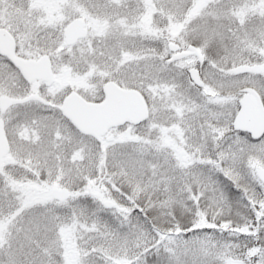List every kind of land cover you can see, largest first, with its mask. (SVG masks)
I'll list each match as a JSON object with an SVG mask.
<instances>
[{"label": "snow or ice", "instance_id": "snow-or-ice-1", "mask_svg": "<svg viewBox=\"0 0 264 264\" xmlns=\"http://www.w3.org/2000/svg\"><path fill=\"white\" fill-rule=\"evenodd\" d=\"M0 264H264V0H0Z\"/></svg>", "mask_w": 264, "mask_h": 264}]
</instances>
